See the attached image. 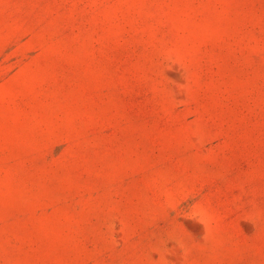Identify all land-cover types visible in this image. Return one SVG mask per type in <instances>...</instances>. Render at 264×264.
<instances>
[{"label": "rangeland", "instance_id": "374dc122", "mask_svg": "<svg viewBox=\"0 0 264 264\" xmlns=\"http://www.w3.org/2000/svg\"><path fill=\"white\" fill-rule=\"evenodd\" d=\"M0 264H264V0H0Z\"/></svg>", "mask_w": 264, "mask_h": 264}]
</instances>
